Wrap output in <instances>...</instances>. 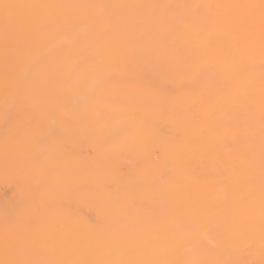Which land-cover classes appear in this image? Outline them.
<instances>
[{
    "label": "bare ground",
    "instance_id": "obj_1",
    "mask_svg": "<svg viewBox=\"0 0 264 264\" xmlns=\"http://www.w3.org/2000/svg\"><path fill=\"white\" fill-rule=\"evenodd\" d=\"M0 264H264V0H0Z\"/></svg>",
    "mask_w": 264,
    "mask_h": 264
}]
</instances>
